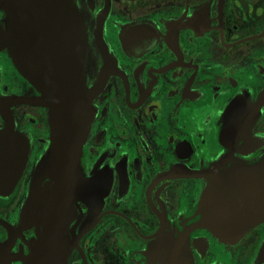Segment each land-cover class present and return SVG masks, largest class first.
Listing matches in <instances>:
<instances>
[{"label": "flooded vegetation", "instance_id": "flooded-vegetation-1", "mask_svg": "<svg viewBox=\"0 0 264 264\" xmlns=\"http://www.w3.org/2000/svg\"><path fill=\"white\" fill-rule=\"evenodd\" d=\"M87 31L84 88L92 120L82 146V196L72 203L64 264H158L152 242L191 223L206 176L191 175L232 151L264 152V0H75ZM4 13L0 9V19ZM38 95L0 50V96ZM234 107L232 112L230 108ZM30 139L27 163L0 218L16 225L50 145L48 106L10 107ZM231 142L223 140L227 122ZM239 124L260 142L236 136ZM6 125L0 113V128ZM87 227V229L82 228ZM36 226L11 234L10 264H27ZM195 264H264V220L236 242L191 230Z\"/></svg>", "mask_w": 264, "mask_h": 264}, {"label": "water", "instance_id": "water-1", "mask_svg": "<svg viewBox=\"0 0 264 264\" xmlns=\"http://www.w3.org/2000/svg\"><path fill=\"white\" fill-rule=\"evenodd\" d=\"M0 9L4 13L0 50H9L19 72L39 91L33 96H0V113L6 121L0 128V196L12 192L29 154L30 139L15 129L10 107L19 103L48 106L52 131L17 224L1 218L0 223L11 234L36 226L32 254L24 257L27 264H64L70 246L72 203L82 196L84 187L82 146L92 120L91 93L85 90L82 75L86 27L75 0H0ZM233 126L229 120L222 131L228 144ZM248 133L247 125L239 124L236 136ZM248 137L255 143L263 139ZM190 174L208 177V185L191 223L174 226L152 242L149 253L158 264H195L189 242L194 228L208 226L218 239L234 243L264 220V152L255 161H242L229 151ZM12 258L8 244L0 243V264H10Z\"/></svg>", "mask_w": 264, "mask_h": 264}]
</instances>
